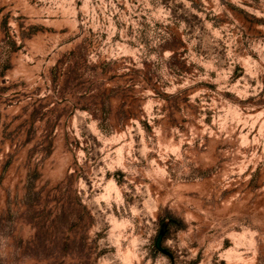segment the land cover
Wrapping results in <instances>:
<instances>
[{"label":"rangeland","instance_id":"rangeland-1","mask_svg":"<svg viewBox=\"0 0 264 264\" xmlns=\"http://www.w3.org/2000/svg\"><path fill=\"white\" fill-rule=\"evenodd\" d=\"M0 264H264V0H0Z\"/></svg>","mask_w":264,"mask_h":264},{"label":"water","instance_id":"water-1","mask_svg":"<svg viewBox=\"0 0 264 264\" xmlns=\"http://www.w3.org/2000/svg\"><path fill=\"white\" fill-rule=\"evenodd\" d=\"M165 234V229H161L157 239H156V246L158 249H160L161 251L167 253L168 251L162 246V240Z\"/></svg>","mask_w":264,"mask_h":264}]
</instances>
